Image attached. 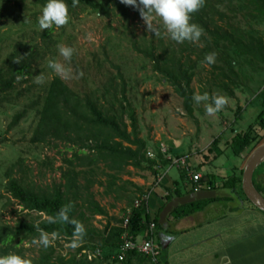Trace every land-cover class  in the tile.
Segmentation results:
<instances>
[{"label": "trees", "instance_id": "trees-1", "mask_svg": "<svg viewBox=\"0 0 264 264\" xmlns=\"http://www.w3.org/2000/svg\"><path fill=\"white\" fill-rule=\"evenodd\" d=\"M69 11V25L79 13H88L90 16L103 19L118 18L119 24L124 27L129 20L141 18L139 11L131 6H125L120 0H65ZM47 3V0H0V107L3 104L15 105V99L22 98L23 92H18V84L27 83L36 77L43 64L49 66L50 61H56L59 57L58 48L64 40V27L41 30L38 24L39 11ZM8 13L21 15V24L13 30V27L2 31V18H7ZM253 22L264 18V0H204L203 6L191 14L190 23H194L203 29V33L196 42L185 41L177 43L171 40L159 24L160 36L153 32L150 35L136 38L130 31L131 49L150 62L152 71L157 73L170 85L174 92L183 101V107L189 117H193L195 95L192 83L199 68L209 65L204 62L205 56L215 53V62L210 64L212 81L218 91L225 92L229 97H234V90L241 85L243 68H249L255 74H260L264 69V37L257 34L251 27ZM17 35L13 44L6 46V37ZM102 50L103 60H108V54ZM51 60L45 63L48 56ZM16 60L20 62L17 63ZM75 53L70 63H74ZM68 62V61H67ZM51 72L54 70L51 69ZM118 78L122 82L123 99H125L124 82L122 73L117 71ZM110 76V77H109ZM109 77V78H108ZM109 83H113L116 76L107 72ZM26 79V80H25ZM78 84L72 86L54 73L53 78L44 86L36 99H28L30 102L13 116L7 130L17 127L21 120L34 112L37 123L30 139L31 144L54 145L60 143L69 149V158H63L59 168L61 173L60 183H54L48 189L35 186L27 182L25 177H16L18 173L24 174L27 169L24 160L19 159L6 172L5 191L17 201L22 211L36 213L37 218L32 222L18 220L13 226H0V255L17 253L25 258L18 249L24 240L34 242L39 240L41 231L49 234L57 233V236L48 248L39 246L37 256L26 258L31 264H119L116 255L119 253L121 242L115 250L110 252L101 250V257H94L95 250L84 245L89 235L95 234V230L88 227L91 217L105 215V211L95 200L93 188L104 186L106 192L120 181V175L129 166L140 168L148 167L154 177L168 168L170 162L164 158L159 149L154 147L155 158L147 157L148 141L140 137L138 120L135 110L128 102L119 109L115 104L109 103L103 106L97 92L82 89ZM26 97L28 91L24 90ZM262 110L255 123L244 131H232L233 136L224 143L227 150L235 157L250 154L264 143V101ZM240 109L236 113V121L240 116ZM124 115H126L128 123ZM221 138H215L212 144L200 154V161L195 170L205 166H211L223 153L220 149ZM248 151L247 153H245ZM192 167V166H191ZM18 171H15V170ZM243 170L236 172L227 178H221V184L212 174H205L202 179V189L231 188L241 190ZM182 178L189 183L193 193L192 183L186 179L182 172ZM103 178V179H101ZM256 189H260L255 186ZM181 192L178 187L169 190L165 207ZM247 200V199H246ZM213 201V200H211ZM211 201L199 202L176 208L172 214L174 219L188 216L203 209ZM68 206L67 215L70 219L80 222L85 234L77 241L74 236L75 225L70 223H49L50 217H56L61 208ZM18 214L17 212H14ZM159 217V216H158ZM158 217L152 218L143 205L139 208L131 207V216L128 225V234L131 240H137L150 224L160 228ZM69 244L77 242L75 251L63 254L57 250L59 242ZM150 263V259L136 253H128L120 264Z\"/></svg>", "mask_w": 264, "mask_h": 264}, {"label": "rangeland", "instance_id": "rangeland-1", "mask_svg": "<svg viewBox=\"0 0 264 264\" xmlns=\"http://www.w3.org/2000/svg\"><path fill=\"white\" fill-rule=\"evenodd\" d=\"M8 14L7 18L1 19L2 31L11 27L16 30L22 22L20 14ZM41 14L42 10L39 11V16ZM247 20L254 31L264 37V18L256 22L250 18ZM125 26L127 27L122 23L119 24L118 18L103 19L90 16L88 13H79L71 25L69 23L64 25V32L66 31L64 40L69 43V36L71 37L70 46L74 49L76 59L74 63H70L59 55L55 61L71 69L69 73L71 78L64 80L72 86L84 85L83 90L89 88L96 91L97 97L105 107L113 102L115 108L119 109L120 105L125 106L127 101L135 110L140 137L148 141L150 148L156 147L155 144L158 142L168 147L188 143L192 152L196 151L199 155L209 147V143L214 138L220 137V149L226 154L220 156L208 167V170L204 168L202 171L209 172L210 168L217 169L225 165L222 172L229 173L231 165L240 164L242 160L233 156L224 143L233 136V130L241 132L254 124L261 112L264 101V69L260 74H255L249 68H243V72L240 73V88L234 90V97L231 98L225 92L217 90L212 81L210 66L203 65L199 68L192 87L195 95L208 94L209 100L200 103L194 101L193 117H189L184 110L182 99L177 96L173 88L152 71L150 62L131 49L130 31L135 33L136 38L149 36L151 33L144 20L131 19ZM164 32L167 33L165 29ZM17 37V35L6 37L5 45L10 46ZM61 46L67 47V43L63 42ZM101 49L107 52V61L103 60ZM51 57L52 55L48 56L45 63L51 60ZM118 69L125 84L123 88L125 99H123L122 82L117 75ZM108 71L117 77L113 83L108 82L110 77L107 78ZM54 73L55 71L51 72L49 66L43 64L41 71L36 73L32 81L18 84L17 91L23 92L24 96L19 99L13 96L14 106L3 104L0 107V226H13L20 219L32 222L38 217L36 213L22 211L17 201L4 188L7 181L5 172L19 159L24 160L27 171L24 174L18 173L16 177H25L27 182H32L45 190L54 183L62 182L59 168L63 166V158H69V149L60 143L54 145L30 143L37 123L34 112L21 120L17 127L7 130L13 116L23 110L30 102L28 99L37 98L41 89L53 78ZM24 90L29 92L27 97ZM217 95L226 97L228 102L220 112L209 115L206 107L212 103L211 98ZM238 109L241 110L240 116L235 123ZM124 118L128 123L126 115ZM204 147L206 148L200 152ZM170 170V175L178 179V169L174 167ZM38 241L34 243L24 240L18 249L23 250L21 254L25 258H34L40 246ZM59 245L57 250L63 254L75 251V248L65 241H60Z\"/></svg>", "mask_w": 264, "mask_h": 264}, {"label": "crops", "instance_id": "crops-1", "mask_svg": "<svg viewBox=\"0 0 264 264\" xmlns=\"http://www.w3.org/2000/svg\"><path fill=\"white\" fill-rule=\"evenodd\" d=\"M155 146L156 148L167 147L168 154L173 157L186 156L193 170L199 164L200 154L197 155L196 151L192 152L188 143L168 147L158 142ZM148 152L155 154L154 147H149ZM239 158L242 162L231 165L230 172L227 174L222 172L225 165L217 169L210 168L209 172H207L209 166H205L202 169L205 168L206 171L200 169L195 172L203 176L214 175L216 184L220 185L221 178H227L243 170L245 156L242 155ZM171 168L174 167H168L162 171L164 178L156 187L154 184L157 176L154 177L152 171L144 165L140 168L127 167L120 175V181L107 192L105 181L101 178L104 186L94 187L93 193L96 202L106 214L91 217L88 227L94 229L95 234L89 235L84 245L100 251L116 250L127 210L131 209L139 196L150 192L147 213L152 218L159 216L160 228L156 230L154 240L162 249L160 263L264 264V213L254 208L239 190L220 187L211 190L201 189L198 193H192L189 183L182 178L183 171L178 169V180L176 176L170 175ZM253 182L264 197V164L255 171ZM177 187L181 195L174 197L165 210L160 212L166 202L168 191H174ZM204 201L211 202L188 216L173 218L172 214L176 208ZM143 236L142 234L137 240H142ZM77 247L78 245L75 248ZM132 264L141 263L133 261Z\"/></svg>", "mask_w": 264, "mask_h": 264}, {"label": "clouds", "instance_id": "clouds-1", "mask_svg": "<svg viewBox=\"0 0 264 264\" xmlns=\"http://www.w3.org/2000/svg\"><path fill=\"white\" fill-rule=\"evenodd\" d=\"M75 3L76 0H73L74 6ZM120 3L137 9L148 30L153 32L157 37L161 35L158 24H162L171 40L177 43L199 41L203 33V29L194 23H190V20L191 14L203 6L204 0H120ZM68 21L69 11L65 0H47V3L42 8V14L38 18L41 30L52 29L53 27L60 28L66 25ZM58 51L65 61H71L74 52L73 48L59 46ZM16 62L19 63L20 61L16 60ZM204 62L209 65L213 64L215 62V53L205 56ZM49 67L63 79L71 78L69 75L71 69L66 68L64 64L50 61ZM211 99L212 103L206 107V112L209 115L220 112L228 102L226 97L219 95L213 96ZM193 100L196 103H200L201 101H208L209 96L208 94L194 95ZM68 210V206L61 208L56 217L49 218V223L61 222L75 225L74 236L77 237L78 241L83 238L85 229L80 222L69 218L67 215ZM56 236L57 233H51L52 239L50 240L49 234L41 231L38 243L46 249ZM76 246L77 242L71 244L73 248ZM0 264H31V261L18 254L9 253L7 255H0Z\"/></svg>", "mask_w": 264, "mask_h": 264}, {"label": "built area", "instance_id": "built-area-1", "mask_svg": "<svg viewBox=\"0 0 264 264\" xmlns=\"http://www.w3.org/2000/svg\"><path fill=\"white\" fill-rule=\"evenodd\" d=\"M160 153L164 156L166 160L170 162L169 167H175L179 170H182L185 173L186 179L192 183L193 193H198L202 189V179L203 175L200 173L195 172L192 169L191 165L189 164V160L186 156H178L173 157L172 155L168 154V148L165 146H160L159 148ZM147 157L154 159L155 154L153 152H147ZM164 178V174L161 173L157 175L154 186H159ZM150 198V192H147L141 196H139L133 203L134 208H139L141 205L147 208V204ZM131 216V209L127 210L124 221H123V228L122 233L120 235V248L119 253L116 255V259L119 262L124 261L126 255L128 253H136L140 254L144 257H147L151 260L154 264H162L160 263V258L162 254V249L159 244L153 238V232L155 230V225L152 223L149 225L148 230L143 233L142 240H131L128 234V225ZM102 252L99 249L95 250V253L92 255L93 258L101 257Z\"/></svg>", "mask_w": 264, "mask_h": 264}, {"label": "water", "instance_id": "water-1", "mask_svg": "<svg viewBox=\"0 0 264 264\" xmlns=\"http://www.w3.org/2000/svg\"><path fill=\"white\" fill-rule=\"evenodd\" d=\"M264 164V143L257 147L247 158L243 167L241 189L247 201L257 210L264 213V197L256 189L253 179L259 166Z\"/></svg>", "mask_w": 264, "mask_h": 264}]
</instances>
